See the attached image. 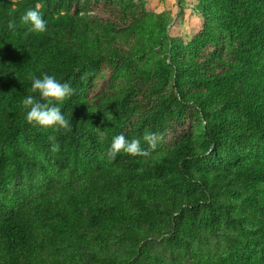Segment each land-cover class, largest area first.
<instances>
[{
	"label": "trees",
	"instance_id": "trees-1",
	"mask_svg": "<svg viewBox=\"0 0 264 264\" xmlns=\"http://www.w3.org/2000/svg\"><path fill=\"white\" fill-rule=\"evenodd\" d=\"M109 1L0 0V264H264V0H197L189 40L169 36L151 72L130 57L158 43L134 32L148 15ZM37 3L47 31L25 35ZM103 60L117 94L93 92ZM30 73L76 89L58 105L71 130L26 122ZM120 134L150 155L110 161Z\"/></svg>",
	"mask_w": 264,
	"mask_h": 264
},
{
	"label": "rangeland",
	"instance_id": "rangeland-1",
	"mask_svg": "<svg viewBox=\"0 0 264 264\" xmlns=\"http://www.w3.org/2000/svg\"><path fill=\"white\" fill-rule=\"evenodd\" d=\"M101 3L103 4V1ZM109 4L117 7L126 4L129 7L141 9L148 15L146 21L140 27H136L134 32L148 44L151 43V38L158 40V43L152 45V48H144L142 45L135 43L130 49V57L135 64L142 62V68L147 69L149 72L152 70L154 61L162 57L169 36H174L176 39L186 42L189 40L193 29L199 24L200 8L197 6V0H110ZM98 9L99 7L94 9V12ZM103 62H105L103 68L98 69L94 74L93 92L95 94V91L98 93L107 91L110 94L112 92L117 94V92H120V83L119 81H113L112 85H110L111 74L109 71L110 64H115L107 62V60H103ZM92 94L91 92L89 97L92 98ZM147 95H152V92H147ZM142 111L143 114L147 112L144 106ZM132 124H135V130H137V125L141 126L138 130H141L142 141L145 133H153L150 130V126L142 124L139 119L134 120ZM191 130L192 135L196 139H204L205 125L200 118H196L193 121ZM169 140L161 137L157 144H159L160 148L168 150L172 147V143ZM143 143L146 142L143 141ZM204 156L200 158L208 159L210 157L209 151ZM149 248L152 252L160 251V247L157 245ZM163 256L168 257L169 254L164 253Z\"/></svg>",
	"mask_w": 264,
	"mask_h": 264
},
{
	"label": "clouds",
	"instance_id": "clouds-1",
	"mask_svg": "<svg viewBox=\"0 0 264 264\" xmlns=\"http://www.w3.org/2000/svg\"><path fill=\"white\" fill-rule=\"evenodd\" d=\"M43 3H37L34 8H30L20 17V23L26 26L25 35L29 33H44L47 31V21L42 15ZM15 23L10 22L9 27L15 28ZM31 80V90L33 93H38V100L34 95H28L22 100V105L26 112V122L36 124L42 127L51 128L54 131L71 130L72 124L61 111L58 105L64 104L72 97L76 89L70 86L69 83H61L54 75L43 74L41 77H36L29 74ZM46 101L41 103L40 101ZM55 102V103H54ZM161 139L157 133H145L143 141L149 145L151 150H154L157 142ZM51 151L58 152L60 145L56 142L55 136H50ZM119 153H125L130 156H149L150 151L142 147L140 138L128 139L125 135L120 134L112 139L110 147L106 155L109 160H114Z\"/></svg>",
	"mask_w": 264,
	"mask_h": 264
}]
</instances>
